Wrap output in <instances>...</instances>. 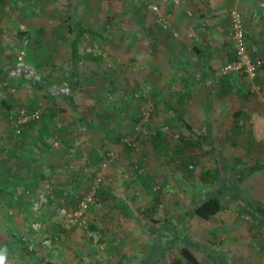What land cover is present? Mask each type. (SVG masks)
I'll return each mask as SVG.
<instances>
[{
  "label": "crops",
  "instance_id": "crops-1",
  "mask_svg": "<svg viewBox=\"0 0 264 264\" xmlns=\"http://www.w3.org/2000/svg\"><path fill=\"white\" fill-rule=\"evenodd\" d=\"M41 2L48 3L47 0L0 1L1 26L6 22L11 28L14 27L11 31H0V67L8 64L9 60L22 58L23 62L36 70L37 78L44 80L41 83L47 86L39 91L30 86L26 93L19 89L16 90L19 94H12L18 81H26L9 77L0 88V97L11 106L5 109L0 105V182L5 184L0 186V212L5 213L6 221H9L1 222L0 229H3L1 225L5 223V230L13 232L18 215L28 208L23 200L24 195L18 194V191L15 193L17 187L37 186L41 179L48 178L54 181L53 185L56 184L57 196L71 195L72 190H79L81 196V191L87 187V182H83L86 180L85 172L91 166L106 164L102 163V159L110 149L117 147L118 151L121 150L116 158L121 157L122 160L128 158L125 146L131 151H137V143L135 146L132 142V145H128L122 141L126 127L116 119L120 116L117 113L120 109L113 103L109 105L110 101L115 100L113 94L108 92V89H114L113 86L118 88L116 96L120 92L122 94L134 90L137 91V102L147 98L155 102L159 106L158 115L161 113L164 117L169 130L178 132L181 137L185 135L186 142L163 136L157 144L148 140L149 136H142L145 134L142 132L140 152L135 153L139 168L137 175L132 174L133 177L129 176L125 181V188L133 187L131 179L137 177L138 181L130 196L132 200H137V211L149 209L150 201H156V196L148 198V182L155 181L159 183V189H162L161 194L158 193L161 200L159 207L163 208L158 219L162 220L171 217L162 214H172L173 211V204L168 201L175 185L173 179L191 180L190 172L196 164L208 165L203 169L200 165L198 171H195L198 181H201V175L205 173L210 174L211 179L220 181L230 176L227 167L231 170L264 163V142L256 144L251 140L248 118L251 112L264 115V67L259 70L256 81L242 74L214 78L215 70L234 58L229 26V11L234 8L243 12L248 47L258 52L257 56L264 55V0H145L137 20L130 14L129 19H118L122 21L121 29L102 31L100 37L88 34L81 37L79 69L82 87L73 97V102L70 100L68 103L52 95L48 86L50 84L56 90L66 84L72 39L69 40L66 30L60 28L59 21L62 18L56 16V13L46 19L49 20L48 25L53 27H42L39 23L40 15L45 17V6L39 7L43 5ZM30 6L34 8L31 12ZM161 17L165 18L166 23L161 22ZM131 21L137 24L135 33L128 30ZM21 27L25 30L20 31ZM90 38L94 39L92 43L100 46L101 55L91 54ZM208 81L212 83L208 84ZM99 84L109 86L107 93H103V89L86 90ZM7 92L11 94L6 95ZM23 105L27 108L31 106L29 110L40 109V117L25 124L21 136H17L9 118ZM131 112L127 115L131 116ZM237 112H241V116L235 120L233 114ZM178 115L189 124L194 135L178 122ZM195 135L200 139H196ZM53 140L59 144L57 148L51 146ZM191 140L199 142L197 153L188 146ZM220 163L226 168L222 165L218 168ZM115 164V161L109 163L106 168L107 178L104 181L108 182V186H111V180H116L114 177L112 179L114 173H110L114 172ZM119 166L128 169L124 162L119 163ZM141 172L143 175H140ZM261 180L264 181V169L248 175L243 182L255 181L254 194L262 198L264 183L263 187L258 185L262 184ZM200 192L188 193L187 196L181 194L180 197H186L187 206L189 196L192 204L195 197L205 196ZM108 193V190L102 191L103 199ZM222 193L215 192L214 196L221 199ZM234 194V191L229 192L231 200ZM78 197L77 194L75 198ZM181 206L183 208V203ZM224 208L222 203L219 213ZM262 210L264 213V204ZM101 219L94 224L102 227L104 222ZM254 219L256 221L250 227H261L264 234V220ZM144 220L141 221L142 225L146 222ZM150 220L156 218H149L147 223ZM221 223L220 220L219 225ZM236 224L230 222L225 227L236 229ZM117 241L106 239L96 248L98 251H107L111 261L106 264H115L118 256V264H131L130 259L136 261L137 256L142 255L146 248H138L140 242L137 243V238H132L128 233L123 238L117 237ZM0 244L7 246L5 252L8 255L13 253V259L18 264L24 263L17 256L12 238L0 237ZM108 259L105 261L108 262ZM233 259L237 264L241 255Z\"/></svg>",
  "mask_w": 264,
  "mask_h": 264
},
{
  "label": "rangeland",
  "instance_id": "rangeland-1",
  "mask_svg": "<svg viewBox=\"0 0 264 264\" xmlns=\"http://www.w3.org/2000/svg\"><path fill=\"white\" fill-rule=\"evenodd\" d=\"M47 1L48 3H40L43 5L39 7L45 6V17H43L41 14L43 11L39 12V15L41 14V21L39 23L43 25L42 27H44V29H51L53 25H48L49 20L46 19L53 16L54 13H56V16L60 15L62 18V20L59 21V25L61 24L60 28L62 29V31L66 30V34L69 37V40L71 36L68 33V27L66 23V18L69 14L75 15V17L83 22L85 26L89 25L94 29H97L101 27L102 23H104L107 18L124 19L127 17V19H129V15L131 14V10L133 9V5L135 4V0ZM2 7L4 8L5 6L2 5ZM32 8L33 7H31L30 12L34 10V8ZM3 23V27L0 24V31L3 32L4 30L7 32L8 30L11 31L12 29H14V27L11 28V25H7L6 22ZM21 28H19L20 31L25 30V28ZM134 29H137V24L131 21V27L128 30L135 33L136 30ZM129 34L131 35L132 33L129 32ZM129 38L131 39V37ZM93 40V38H90L89 42L91 43L92 47L91 54L94 56H99L102 54L100 53V46L92 43L91 41ZM94 86L95 87L85 89L87 91H89V89H103V93H107L106 90L107 88H109V86H105L102 84ZM29 88L31 87L26 82L18 81V85L14 86L15 92H13L12 94H19L17 92L19 89L20 92H25L26 90H30ZM112 88L114 89H112V91L111 89H108V92L113 94L112 98H114L115 100L110 101L109 105L113 103V105L115 104L117 107H119L120 110L117 113L118 116H120L116 119L119 122L123 123L127 130H125L122 139L129 140L130 142L135 144V146L137 143V151H127L128 158L125 157L124 160H122L123 158L121 157L117 159V153L121 152V150L118 151L117 147L115 149H110L109 153L114 155L116 154L117 158L114 157L112 159V157L108 156V154H105L104 158L102 159V163L107 162L106 164H100L101 166H91V168L87 169L86 172L83 170V172H85L87 180L83 182H85V184L87 182V187L85 190L81 191V195L88 190L91 179L97 173H100L102 177L101 190L104 192L105 190L106 192L107 190L109 191V193L106 195V199L104 198L103 201H100L101 205L99 208L92 207L90 211H88L86 222L83 227L72 225L68 222L70 213L76 207L77 202L81 197L79 190H72L73 193L68 196H57L55 193L56 184L53 185L54 181L52 182L48 178L41 179L37 183V186L27 185L24 188L18 189L17 187V189L14 190L15 193L16 191H18V194L21 193L24 195L23 200L28 204V206L26 205L28 208L23 212L24 214L22 213L21 215H18L17 223H14L16 229L13 230V232L19 238L27 237L30 248L35 252L34 255L38 256L37 258L39 259H36L32 264H106L111 261L107 257V251H98L96 249L97 247H100L102 245L99 244L101 241L105 242L106 239L109 240L110 238H112L115 240V242H118L117 237L123 238L125 237L126 233H128V235L132 236V238H137V243L140 242L138 248H140V246L148 248L152 242L153 244H155L158 240L161 239L160 232L162 231L163 227L166 226H158L160 227V232L159 235L155 236V225L153 226V224L147 223L148 219L153 216L156 218V220H159V212L163 210V208L159 207L161 200L159 199L158 193L161 194L162 192V189H159V183L155 181L147 183L146 190L148 198H154L155 196L157 197L155 202H153L154 200L150 201L149 206H151V208L155 207L151 211H147L145 209H143V212L137 211V200H132V197H130L132 190L135 188L134 184L138 181H136L137 177L135 179H131L132 181L130 182V184H132L131 186H133L134 188H125V181L127 180L126 178H129V176H131L132 178L133 175H137V170L139 169L136 165L137 160L135 153L140 152V139L142 133L137 132L134 128V126L137 124V114L139 113V115H141L139 116L140 119L142 118L143 114H149L148 122L145 124V128L143 129L147 130L148 133H145L142 136H149L148 140L150 141H152L151 136L158 132L162 135V138L163 136H165V138L169 137L168 139L170 140H177L181 142H186L184 140L185 135L181 137L178 132L169 130L167 122L164 123V117L161 116V113H159L158 115L159 106L156 105L152 100H149L147 98L145 100L137 102V96H135V94H137V91L134 90L129 93H127V91H124L121 94L120 92L119 96H116L115 91L116 89L118 90V88L117 86H113ZM119 88L121 87L119 86ZM5 94L8 95L11 93L7 92ZM117 97L120 98L117 99ZM41 102L42 100H40V103ZM40 106L38 107L40 108ZM19 108L32 109L31 106L27 108L24 105L20 106ZM130 111H132L131 116L127 115ZM121 113H123L122 116ZM191 141L193 143L195 142V140ZM135 146L134 148H136ZM188 146L193 152H198V146L196 144H188ZM57 147L58 146H56V148ZM114 161L116 162L113 170L114 172L110 173H114L112 174V179L115 178L116 180H111L109 182L111 186H108V182L104 181L107 178L105 174L107 173L106 168L108 169V164H112ZM121 162H124V164L126 163V165H128V169L120 167L119 163ZM200 165H202V169L208 166L207 164H196V167L192 168V172H190V176H192L191 180L178 181L177 179H173V183L175 185H173L172 187L173 193H171V197L168 201L173 204L172 214L174 216L180 215L182 214V212H185L188 209L192 208L191 196H189L190 200L188 201V205L186 206L187 199L186 197H180L181 194L187 196L188 193L189 195L194 193L198 194L201 191L200 194L204 193L205 196L215 195V191H213L214 188H212L211 186L209 187L208 185L205 186L204 183L197 180L198 177L195 171H198L199 167H201ZM221 165L222 164L220 163L218 168H220ZM222 167L224 166L222 165ZM140 175H143V173L141 172ZM121 179L124 181H122ZM254 182H242L241 187L238 186L237 188H235L233 200H231L229 197L230 191H223L224 194L222 193L223 195H221V199L223 207L225 208L221 213H218V218H220L219 220L222 221L220 225L218 224L217 226H211L204 221H201L200 219L194 217L190 221V223L182 229V233L185 235L188 241L200 246L199 248L192 247V249L194 250L196 256L199 258L202 264H236L233 258H236L240 255L241 260L237 264H264L263 231L261 227L260 229L250 227V224L256 221V219H254V216L252 215L258 216V214L256 215L255 210L257 211V208H263L264 204V196L261 198L260 195L258 197L254 194ZM256 182L260 183V181L258 182V180H256ZM263 183L264 181H262V184L258 185L263 187ZM4 185L5 184H1L0 186ZM233 185V183H226L227 188L233 187ZM0 189L2 188L0 187ZM138 192L139 191L137 190V193ZM39 193H42L43 195L41 198L38 196ZM77 194L79 197L75 198ZM64 197L67 198L64 199ZM182 203L183 208L181 206ZM172 214L170 212L167 214H162L161 216H172ZM100 217L102 218V222H104L102 227L94 224L97 227V230H95V232L88 231L86 233V230H89V225L98 221ZM0 219H2L0 223L9 222L6 221L7 218L5 216V213H3L2 211L0 212ZM143 220L146 221L144 225H142L141 223V221ZM230 222H237V228H226L225 226H229ZM5 223L1 225L3 229H0V237L3 238L9 236V234L6 235ZM29 225L34 229L31 230L30 228H28ZM177 229L179 230V232H181V225L177 226ZM44 241H54V243H50V245H48V243L44 244ZM91 242L92 244H95L96 247L93 246ZM42 244L46 246V249L43 248ZM189 246L191 247V245ZM241 250L245 253H242ZM12 255L13 253L8 255L6 252H0V256L4 258V264H18L13 259L14 256ZM142 256L143 255H138L137 260L134 262L132 259H130V263H139L142 259ZM171 256H178V252L176 249L172 251ZM170 257L166 256L165 258H163L160 264H167V260ZM119 258L120 256L116 258V261L114 262L115 264H118ZM125 258L127 259V257ZM105 259H108V262H106ZM147 259V257H144L143 262L149 261V263L144 262L143 264H152L150 260Z\"/></svg>",
  "mask_w": 264,
  "mask_h": 264
},
{
  "label": "trees",
  "instance_id": "trees-1",
  "mask_svg": "<svg viewBox=\"0 0 264 264\" xmlns=\"http://www.w3.org/2000/svg\"><path fill=\"white\" fill-rule=\"evenodd\" d=\"M0 1L4 2L5 0H0ZM144 1L145 0H135V5L133 9L131 10V14L134 17V20H137V14L140 13V7L143 5ZM234 9L239 11L242 14V21L244 25L243 12H241L238 8H234ZM66 23L68 27V33L72 35L71 37L72 40L70 43V57L68 59V64L70 67H69L68 76L66 79L67 81L63 87L61 88L58 87L56 88V90L55 88L52 87V85L49 84L48 86V90L51 92V94L57 95L59 98H61L63 103H66V102L68 103L70 102V100H72L71 102H73V97L79 93L82 87V75L79 69L80 60H81V54L79 52V43H80L81 37L84 34H88L91 37H95V36L100 37V33L102 31L104 32L108 29H121L122 21L118 19L107 18L100 28L94 29L89 26H85L83 22H81L78 18L75 17V15L69 14L68 17L66 18ZM244 33H245V29H244ZM245 40H246V34H245ZM246 46H247L248 55L251 58V60L254 61L258 57L262 56V55L257 56L256 53L258 52L255 53L254 49L251 50L248 47L247 42H246ZM233 49H234V46H233ZM235 59H236V52L234 49V58L231 61H234ZM231 61H228V62H231ZM263 67H264V61L257 68V74L254 78H250L243 71L228 73L222 77L229 76L232 74H238V75L242 74L249 80L256 81L258 79L259 70ZM36 75H38V73H36V70H34L32 66L27 65L25 62H23L22 58L20 59L17 58L16 60L15 59L9 60L8 64H5L0 67V88H1V85L5 83L9 77H14V78H20L23 81H26L31 87H33L34 90L39 91V90L45 89L47 86H44L41 83L44 80H42V78H37ZM46 84L48 85V83ZM0 105L5 109L11 108L9 103L6 100H4L2 97H0ZM139 116L137 118V121L140 120ZM240 116H241V112H237L233 114V118L235 120H238ZM248 118L250 120L251 140L256 144L263 143L264 142V115L259 114L257 112H251L248 114ZM177 119H178V122H180L183 126H185L186 129L191 134L193 133L189 124L185 122V120L180 115H178ZM24 126L25 125L21 126V130L23 129ZM18 136H21V134H19ZM195 138L198 139L199 136H196ZM151 139H152V143L157 142L158 144L159 141H162L161 140L162 135L158 132L156 134H153V136H151ZM189 143H192V142L189 141ZM193 144L199 145V142L195 140ZM125 148H126V151L128 152L131 151V149L128 148V146H125ZM180 153L181 151H179V154ZM224 168H226V166H224ZM261 169H264V163L246 166L240 169L231 168V170L229 167H227V171L231 172L230 176L227 177V179L215 181L216 178L211 179L212 178L211 175L208 173L207 174L205 173L201 175V182L206 183L208 184L209 187L211 186L212 188H214L213 191H215L216 193L218 192L220 193L222 191L232 192V191H235V188H237L248 175L254 172L260 171ZM92 179L90 181V185H91ZM184 181H187V180H184ZM227 182L233 183L234 184L233 187L227 188L226 187ZM101 187H102V182H101L100 188L96 192V197L98 201L104 200L103 199L104 195L102 194ZM195 199L196 200L194 204L191 205L192 206L191 210H187L183 214L175 215V216L172 215L171 217L165 218L162 220H150L149 221L151 224L155 225L156 227L155 236L159 235V232H160V227L158 226L165 225L166 227H163L162 231L160 232L161 239L158 240L157 243L155 244H153L152 242L148 248L144 249V252L142 253L143 255L142 259L137 264H143L144 262L149 263V261L143 262L144 257H147L148 258L147 260H150L152 264H160L163 258H165L166 256H169V257L171 256V253L174 249L177 250L178 256L176 257L171 256L167 260V264H202L199 258L196 256L194 250L192 249V247L199 248L200 246L197 244H193V242L188 241L185 235L182 233L183 231L182 229L185 226H187L194 217L197 219H200L201 221H204L205 223L211 226H217L220 222L218 218V213L221 211L222 200L218 196H214V195L204 196L201 198L195 197ZM154 208L150 207L149 209H147V211H151ZM261 210L262 208L261 209L257 208V211L255 210V212H256V215L258 214V216H255V215H252V216H254V218H259L261 220H264V217H263L264 213L262 212L263 210L262 211ZM180 225H181V232H179V230L177 229V226H180ZM28 228H30L31 230L34 229L30 225ZM95 230H97V227L94 225V223L93 224L91 223L89 225V230H86V233L88 231L92 232ZM5 231H6V235L9 234L8 237L13 239V244L16 245L15 250L17 251V256L19 257V259H21L25 264H32L36 260L37 256L34 255L35 252L30 248L27 237L19 238L11 230L7 229ZM50 243H54V241H50V242L48 241V245H50ZM189 245H191V247ZM42 246L43 248L46 249L45 245L42 244ZM6 247H7L6 245L0 244V252H5V250L7 249Z\"/></svg>",
  "mask_w": 264,
  "mask_h": 264
},
{
  "label": "built area",
  "instance_id": "built-area-1",
  "mask_svg": "<svg viewBox=\"0 0 264 264\" xmlns=\"http://www.w3.org/2000/svg\"><path fill=\"white\" fill-rule=\"evenodd\" d=\"M162 23H166L165 18H161ZM229 26H230V39L232 45L234 46L236 52V59L234 61L225 63L218 67L215 70V77L220 78L228 73L232 72H245L250 78H254L257 74V68L263 63L264 55L258 57L256 60H251L248 55L245 33H244V25L242 21V14L233 9L229 12ZM211 81H208V84H211ZM40 117V109L29 110L26 108H18L15 110L13 115L9 118L11 126L13 127L15 135L21 134V126L27 123L33 122ZM149 114H143L142 118L137 121V124L134 126L137 132L148 133L147 130H143L145 128V124L148 122ZM54 141V140H53ZM123 143L128 145H132L129 140L122 139ZM52 146H57V142L54 141L51 143ZM108 156L114 158L116 154L108 153ZM104 165V164H103ZM102 182V177L100 173H97L91 182L88 190L79 198L76 207L72 210L69 215V223L72 225H78L83 227L88 211L93 207L99 208L101 203L98 201L96 197V192L100 188ZM38 196L41 198L43 195L39 193ZM47 244V241L43 242Z\"/></svg>",
  "mask_w": 264,
  "mask_h": 264
},
{
  "label": "clouds",
  "instance_id": "clouds-1",
  "mask_svg": "<svg viewBox=\"0 0 264 264\" xmlns=\"http://www.w3.org/2000/svg\"><path fill=\"white\" fill-rule=\"evenodd\" d=\"M3 257L2 256H0V264H3Z\"/></svg>",
  "mask_w": 264,
  "mask_h": 264
}]
</instances>
